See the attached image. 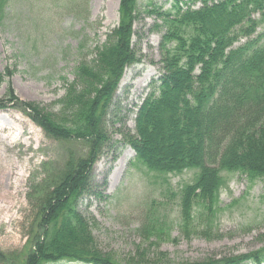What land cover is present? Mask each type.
Here are the masks:
<instances>
[{
    "label": "trees",
    "instance_id": "trees-1",
    "mask_svg": "<svg viewBox=\"0 0 264 264\" xmlns=\"http://www.w3.org/2000/svg\"><path fill=\"white\" fill-rule=\"evenodd\" d=\"M11 1L0 0V26ZM151 5L148 13L156 15L164 31L162 74L138 108L135 132L126 143L136 163L155 179L166 182L169 175L196 172L194 183L178 195L181 229L189 237L196 223L207 230L214 226L224 173L264 181V29L253 38L264 24V0H174L167 11ZM84 7L83 0H66L62 9L83 18ZM139 18V0H121L118 27L95 49L96 58L76 69L59 112L21 103L11 90L0 101V111L14 105L50 139L88 148L81 158L68 151L63 169L34 187L38 214L26 252L12 260L0 252V262L119 264L99 250L92 223L79 213L78 204L93 195L91 172L109 141L107 117L125 70L140 62L133 47ZM166 219L153 206L139 231L159 241L169 228ZM146 258L142 253L125 264H142ZM199 264H264V248Z\"/></svg>",
    "mask_w": 264,
    "mask_h": 264
},
{
    "label": "rangeland",
    "instance_id": "rangeland-1",
    "mask_svg": "<svg viewBox=\"0 0 264 264\" xmlns=\"http://www.w3.org/2000/svg\"><path fill=\"white\" fill-rule=\"evenodd\" d=\"M65 1H11L0 26V101L11 90L21 103H36L49 112H59L60 99L67 84L75 80L76 69L96 58L95 49L119 25L121 0H83L86 19L62 9ZM173 1L139 0L133 47L140 62L127 68L114 96L106 123L109 141L91 172L93 195H85L78 204L79 213L92 223L99 250L119 264L142 253L147 256L140 260L142 264H199L264 248V181L251 182L246 175L224 173L214 226L207 230L196 223L188 237L181 229L178 195L194 183L196 172L169 175L166 182L155 179L154 173L136 163L135 153L126 143V136L135 132L137 107L132 105L153 89L162 72L164 31L156 15L148 12L151 4L170 10ZM263 29L264 24L259 25L253 38ZM246 42L241 40L236 46ZM8 72L12 73L10 78L6 77ZM68 151L81 158L88 148L78 141L50 139L14 105L0 112V171L16 162L23 174L14 208L0 218V252L10 260L26 252L37 219L39 196L32 192L34 187L63 169ZM125 156V163L120 164ZM153 206L167 218L169 226L159 241L139 231Z\"/></svg>",
    "mask_w": 264,
    "mask_h": 264
},
{
    "label": "bare ground",
    "instance_id": "bare-ground-1",
    "mask_svg": "<svg viewBox=\"0 0 264 264\" xmlns=\"http://www.w3.org/2000/svg\"><path fill=\"white\" fill-rule=\"evenodd\" d=\"M126 156L119 161L120 164H124ZM100 170V168H97ZM23 174L19 172L18 163L11 162L0 171V218L8 216L11 210L14 208L13 199L17 197ZM14 189L15 192H11ZM6 215H5V214ZM12 221V217H9Z\"/></svg>",
    "mask_w": 264,
    "mask_h": 264
}]
</instances>
